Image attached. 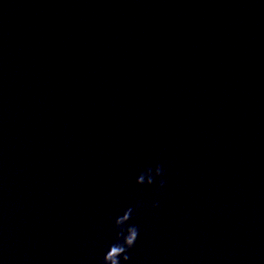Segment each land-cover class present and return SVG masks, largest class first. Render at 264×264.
<instances>
[{"label":"water","instance_id":"water-1","mask_svg":"<svg viewBox=\"0 0 264 264\" xmlns=\"http://www.w3.org/2000/svg\"><path fill=\"white\" fill-rule=\"evenodd\" d=\"M115 220L120 264H264V0H0V264Z\"/></svg>","mask_w":264,"mask_h":264},{"label":"clouds","instance_id":"clouds-1","mask_svg":"<svg viewBox=\"0 0 264 264\" xmlns=\"http://www.w3.org/2000/svg\"><path fill=\"white\" fill-rule=\"evenodd\" d=\"M164 172L163 169L160 165H156L154 171L152 168L147 169L146 172L141 173L137 178H136V183L138 185H144L147 183V185L151 186L154 183L155 178H160L163 177ZM147 177V182H141L144 180V178ZM159 187L163 188L164 187V181L163 179L160 180ZM157 205L154 203L152 205L153 208H155ZM133 209L128 208L124 213H127L128 215V220H130L132 216ZM120 217V216H119ZM117 217L116 220L119 218ZM115 220V225L117 228H121V232L119 233L120 235V240L121 242L119 243L118 247L122 250V255L121 257H109L108 252L111 248L115 247L114 245L111 246L106 255L104 256V262L105 264H120L121 258L124 262H127L129 260V256L126 254L127 250L131 249L138 238L139 235V229L136 225H129L126 229H123L122 226L125 225L126 223H121L117 224Z\"/></svg>","mask_w":264,"mask_h":264}]
</instances>
